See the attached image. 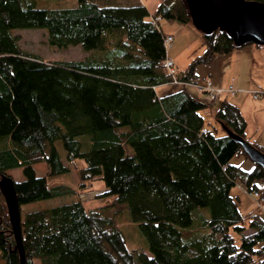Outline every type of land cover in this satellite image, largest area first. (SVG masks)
Here are the masks:
<instances>
[{
    "label": "trees",
    "instance_id": "16d2710c",
    "mask_svg": "<svg viewBox=\"0 0 264 264\" xmlns=\"http://www.w3.org/2000/svg\"><path fill=\"white\" fill-rule=\"evenodd\" d=\"M97 1L69 7L61 0H0V176L48 168L46 177L13 181L25 264H264V210L243 216L231 196L240 185L264 200V171L245 170L248 159L228 135L264 154L246 138L240 110L223 102L214 126L206 120L209 104L185 88L157 92L178 87L174 79L197 82L198 66L239 48L220 31L201 34V52L173 79L163 67L160 22L153 25L139 3ZM154 18L191 23L183 0H159ZM15 30H44L52 47L80 46L103 56L45 61L19 47ZM59 143L68 164L84 165L80 187L100 180L109 206L86 209L75 200L23 213L30 204L76 194L54 182L69 174ZM234 158L241 163L232 164ZM126 213L148 253L127 248L119 228ZM0 263L19 264L1 193Z\"/></svg>",
    "mask_w": 264,
    "mask_h": 264
},
{
    "label": "rangeland",
    "instance_id": "374dc122",
    "mask_svg": "<svg viewBox=\"0 0 264 264\" xmlns=\"http://www.w3.org/2000/svg\"><path fill=\"white\" fill-rule=\"evenodd\" d=\"M61 1L64 6L66 5L69 7H71V5L76 3V0H64L65 2H63V0ZM131 1H135L141 4L142 6H144L149 13L150 19L154 18L159 0H131ZM127 4L128 3L126 2L120 3V5L122 6ZM39 7L42 8V6L40 5ZM160 23L166 29L165 30L164 28H162L163 33L166 35L168 32H170V34L174 37V39L177 42V45H175V48H173L172 51L171 48L168 49L167 55L169 56L174 55L175 49L176 50L179 49V53H181L182 50L185 49L186 45L191 46L195 44L196 38H200L197 39L198 44L196 49L200 47L201 35L198 31H196L193 28L191 24H188L189 27H185L186 25L172 23L165 19H162ZM12 35H14L18 39L19 47L24 52L35 55L45 61L71 62V61H81L87 58L100 59L103 56V54L98 51L97 52L84 51L80 46H70L67 49H58L56 47H52L48 44L47 33L44 30H15L12 32ZM172 45L173 44H171V47ZM200 52L201 50L198 49V53ZM187 57L186 55L183 57L179 56L178 63L176 65L178 69L180 70L184 69L185 67L184 60H186ZM191 90L192 89H189L192 97L196 98L199 101L207 102L205 95L195 93L194 90H193L194 92ZM212 123L214 122H211V124ZM262 140L264 141V135L262 137ZM57 149L59 151L63 165L67 166L69 169V174L68 175L66 174L61 177H56L54 179V182L69 184L76 190V194L70 197L54 198V199L30 204L22 208L23 213L38 209L58 207L61 205L69 204L75 200L81 201L86 209H97V208L109 206L111 203V199H107L103 197L104 184L100 180H97L90 183H86L85 185H82L84 187L81 188L80 180H79V171L80 169L83 168L84 166L83 163L76 162L73 165L68 164L65 158L64 150L61 148L60 143ZM239 162L240 160L235 158L232 159L231 161V163L234 165L238 164ZM245 168L249 169L248 166H245ZM47 174H48V168L46 164L35 165L30 167L29 169H16L9 171V175L11 176L14 182H21L24 179H28L29 177H46ZM251 195L252 193H247L245 190L242 189L240 185H236L231 189V196L235 200L238 198L237 207L239 212L243 216H247L253 213L258 208V205L256 204L255 200L252 198ZM202 213L207 214L205 210H202ZM262 215L264 217V213H262ZM119 228L127 240V248L129 250H139L148 253L147 242L145 237L140 231L139 226L131 221L130 216L127 213L124 214V216H122V220L119 222Z\"/></svg>",
    "mask_w": 264,
    "mask_h": 264
},
{
    "label": "crops",
    "instance_id": "0c3cea01",
    "mask_svg": "<svg viewBox=\"0 0 264 264\" xmlns=\"http://www.w3.org/2000/svg\"><path fill=\"white\" fill-rule=\"evenodd\" d=\"M122 2H126L128 4L137 3L131 0H99L98 3L101 5H120ZM160 25L162 26L161 23ZM185 27H189L188 24H186ZM162 28L165 29L164 26H162ZM166 35L172 36L170 32ZM197 39L200 38H196L195 44L191 46L186 45L185 49H183L181 53H179V49H175L174 55H167L168 58L175 63V65L178 63L179 56H188L186 60H184V69L180 70L177 68L179 71H183L187 68L192 53L201 48L202 38L198 49H196L198 44ZM175 45H177V42L174 39L171 51L175 48ZM195 76L197 77L198 82L207 80L211 81L212 85L216 89L227 90L229 87H233L236 91L234 95L223 93L217 101L209 104L211 107V113L206 114L207 122H214L212 115L219 109L223 102L227 101L240 110V113L246 122V138L248 141L255 142L264 149V141L262 140L264 135V47L248 45L234 50L229 54L220 55L215 58L211 65L198 66L195 71ZM178 88L180 87L172 88L169 86H163L158 88L157 92L159 91L158 93L160 96H163L177 91ZM185 89L189 92V94V89H192L191 91L194 90L195 93L203 95V93H200L196 88L186 87ZM257 93L261 94L260 98L254 99L253 95ZM218 130L220 133L222 132L220 126H218ZM238 160H240L239 163H241L242 160ZM242 166L248 171L252 168V164L248 160L243 161ZM245 166H248L249 169H246Z\"/></svg>",
    "mask_w": 264,
    "mask_h": 264
},
{
    "label": "water",
    "instance_id": "95a60500",
    "mask_svg": "<svg viewBox=\"0 0 264 264\" xmlns=\"http://www.w3.org/2000/svg\"><path fill=\"white\" fill-rule=\"evenodd\" d=\"M191 25L203 35L216 31L225 33L236 48L248 45L264 47V3L250 0H183ZM248 161L264 171V154L244 139L231 135ZM0 193L4 198L19 255V264H25L21 239V214L14 182L10 177L0 176Z\"/></svg>",
    "mask_w": 264,
    "mask_h": 264
},
{
    "label": "built area",
    "instance_id": "2783aa9c",
    "mask_svg": "<svg viewBox=\"0 0 264 264\" xmlns=\"http://www.w3.org/2000/svg\"><path fill=\"white\" fill-rule=\"evenodd\" d=\"M151 22L153 25H156L160 22V19L159 18H151ZM164 43H165V46L167 47V50L170 49L171 44L173 43V37L172 36H166ZM163 67L173 79L177 76L178 69L172 60L166 58ZM174 84L176 86L182 87V88H186V87L196 88L200 93H203V95H205V97L207 99V103H213V102L217 101L223 93H228L231 95H234L236 93V91L234 90L233 87H229L227 90L216 89V88H214L211 81H209V80L203 81V82L197 81L195 83H181V82H176V80L174 79ZM260 95L261 94H259V93L254 94L253 98L258 99V98H260ZM251 196L255 200L258 207L260 209L264 210V200L259 195V193L254 192V193H252Z\"/></svg>",
    "mask_w": 264,
    "mask_h": 264
}]
</instances>
